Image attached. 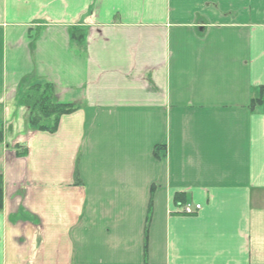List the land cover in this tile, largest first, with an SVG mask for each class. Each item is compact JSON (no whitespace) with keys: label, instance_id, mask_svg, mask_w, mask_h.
I'll use <instances>...</instances> for the list:
<instances>
[{"label":"crops","instance_id":"1","mask_svg":"<svg viewBox=\"0 0 264 264\" xmlns=\"http://www.w3.org/2000/svg\"><path fill=\"white\" fill-rule=\"evenodd\" d=\"M262 87L264 0H0V264H264Z\"/></svg>","mask_w":264,"mask_h":264},{"label":"trees","instance_id":"2","mask_svg":"<svg viewBox=\"0 0 264 264\" xmlns=\"http://www.w3.org/2000/svg\"><path fill=\"white\" fill-rule=\"evenodd\" d=\"M74 39L83 40V34L74 33ZM17 104L28 109L27 123L33 131L56 132L63 115L78 109L75 104L60 103L55 96L52 83L38 78L35 72L25 76L17 89ZM251 108H264V87L258 98L251 102ZM4 138V114L0 106V143ZM21 151L20 155H25ZM3 207V186L0 183V210Z\"/></svg>","mask_w":264,"mask_h":264},{"label":"built area","instance_id":"3","mask_svg":"<svg viewBox=\"0 0 264 264\" xmlns=\"http://www.w3.org/2000/svg\"><path fill=\"white\" fill-rule=\"evenodd\" d=\"M200 206L198 205L197 208H199ZM184 212L187 213V214H191L193 213V209L190 205H187L185 208H184Z\"/></svg>","mask_w":264,"mask_h":264}]
</instances>
